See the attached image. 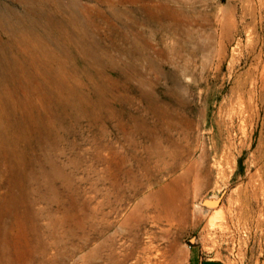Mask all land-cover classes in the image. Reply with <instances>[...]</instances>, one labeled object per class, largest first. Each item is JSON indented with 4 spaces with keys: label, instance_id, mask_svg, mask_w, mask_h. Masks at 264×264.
I'll return each mask as SVG.
<instances>
[{
    "label": "rangeland",
    "instance_id": "374dc122",
    "mask_svg": "<svg viewBox=\"0 0 264 264\" xmlns=\"http://www.w3.org/2000/svg\"><path fill=\"white\" fill-rule=\"evenodd\" d=\"M206 3L0 0V199L36 264H264V0Z\"/></svg>",
    "mask_w": 264,
    "mask_h": 264
},
{
    "label": "bare ground",
    "instance_id": "6f19581e",
    "mask_svg": "<svg viewBox=\"0 0 264 264\" xmlns=\"http://www.w3.org/2000/svg\"><path fill=\"white\" fill-rule=\"evenodd\" d=\"M135 1L137 0H134V2ZM141 1H146L150 3L153 0H141ZM157 1H159L160 3H164L166 5H170V3L178 4L179 7L177 9L185 18L186 16H189V14L195 15L196 13H198L197 8L192 6L189 8L186 7L187 5H192V4L194 5L197 0H157ZM199 2L204 3L203 4L204 6L207 5L206 3L207 0H199ZM218 12L222 14L221 18L224 19L219 18V15L215 16V19H217L216 21L218 22L217 25H219V32L215 36L217 42L219 43L218 45L219 49L217 50V52L225 54L229 47L233 32H238L239 29L235 23L231 1H229L228 7L221 9V11L219 10ZM252 26L253 24L246 25L242 31L245 32L248 30L249 32H253L254 27ZM243 32L240 31L239 33H243ZM238 48L239 49L241 48L240 43L238 44ZM234 50L235 49H233V51ZM248 188H249L248 186L239 187L237 190L242 195L244 193L243 195L244 200L242 203V207L238 212V215L241 218H245V219L258 218L261 216V214H263L262 209L259 207V205L252 204L251 203L252 201L248 202V199L258 200L259 194H262L263 190L252 189L251 191L244 192L245 190H248ZM231 199L234 198L229 199L228 201L229 208L231 207L232 204ZM23 217L24 216H21L20 208L17 205H15L14 202H6L0 199V264H36L37 262H41L43 258L49 253L48 252L49 245L47 244L44 246L45 240L43 236L39 234L37 237L36 233H33L34 235H32L33 224L26 223ZM28 225L30 226V232H28V227H27ZM243 226L245 227V225ZM225 229L228 230V226L223 228V230ZM100 247L101 249L99 248L100 251L98 250V252L101 254L100 258H103L102 253H103V248L105 246L101 244ZM154 249L155 247L150 245L149 247L141 248L140 263L151 264L152 259L158 257L159 255L158 254L157 256L153 257L151 253L153 252ZM131 250L127 253V255L122 256V258H118L114 253H111L110 261L107 263L103 260V262L104 264H126V262L129 259H134V253ZM138 263L139 262H136V264ZM52 264H54V262H52Z\"/></svg>",
    "mask_w": 264,
    "mask_h": 264
},
{
    "label": "crops",
    "instance_id": "0c3cea01",
    "mask_svg": "<svg viewBox=\"0 0 264 264\" xmlns=\"http://www.w3.org/2000/svg\"><path fill=\"white\" fill-rule=\"evenodd\" d=\"M191 264H219V263L216 262V261H210V262L201 263L200 261H198L195 258H193Z\"/></svg>",
    "mask_w": 264,
    "mask_h": 264
}]
</instances>
